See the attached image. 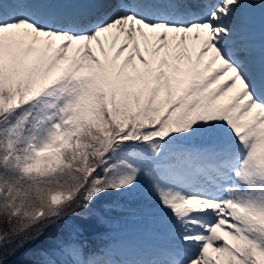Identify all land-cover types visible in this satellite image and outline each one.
Wrapping results in <instances>:
<instances>
[{
    "label": "snow or ice",
    "instance_id": "1",
    "mask_svg": "<svg viewBox=\"0 0 264 264\" xmlns=\"http://www.w3.org/2000/svg\"><path fill=\"white\" fill-rule=\"evenodd\" d=\"M141 185L162 231L137 264H264V2L0 0V264Z\"/></svg>",
    "mask_w": 264,
    "mask_h": 264
},
{
    "label": "trees",
    "instance_id": "2",
    "mask_svg": "<svg viewBox=\"0 0 264 264\" xmlns=\"http://www.w3.org/2000/svg\"><path fill=\"white\" fill-rule=\"evenodd\" d=\"M264 2V0H262ZM257 9V8H256ZM112 199L119 203L112 204ZM155 208L145 186L141 185L129 193H110L101 196L92 205V214L84 220L80 215H68L60 221L44 228L38 240L25 243L13 254L6 255L2 264H42L47 258L45 250H52L62 243L76 240L84 243L89 249H96L115 242V233L130 227L142 226L148 236L152 234L149 227L162 231L160 219L145 225L144 220L153 214Z\"/></svg>",
    "mask_w": 264,
    "mask_h": 264
},
{
    "label": "rangeland",
    "instance_id": "3",
    "mask_svg": "<svg viewBox=\"0 0 264 264\" xmlns=\"http://www.w3.org/2000/svg\"><path fill=\"white\" fill-rule=\"evenodd\" d=\"M246 11L252 15L253 21L255 20H261V12L259 9L254 8H246ZM231 95V93L229 94ZM112 204L114 206L118 205L119 203L116 201V199H112ZM116 204V205H115ZM118 207V206H116ZM152 218V217H151ZM142 229L140 228H130L127 230H121L115 233L120 239H117L118 241L116 243H113L109 245L114 249V251L117 253L116 259L119 260V255L125 256L123 261H127V256L132 257L133 253H138L140 251V248H148L150 250L153 249V246L143 237V233H141ZM158 238V237H157ZM57 247H53L55 249ZM121 263V262H120Z\"/></svg>",
    "mask_w": 264,
    "mask_h": 264
},
{
    "label": "bare ground",
    "instance_id": "4",
    "mask_svg": "<svg viewBox=\"0 0 264 264\" xmlns=\"http://www.w3.org/2000/svg\"><path fill=\"white\" fill-rule=\"evenodd\" d=\"M254 25H255V33H254L255 36H254V38H255L256 44L259 45L261 43V35L256 33V31H257V28L259 29V27H261V21L256 22Z\"/></svg>",
    "mask_w": 264,
    "mask_h": 264
}]
</instances>
